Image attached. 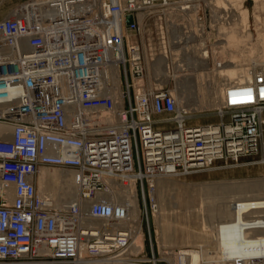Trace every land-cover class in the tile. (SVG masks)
Masks as SVG:
<instances>
[{"label":"built area","instance_id":"1","mask_svg":"<svg viewBox=\"0 0 264 264\" xmlns=\"http://www.w3.org/2000/svg\"><path fill=\"white\" fill-rule=\"evenodd\" d=\"M208 2L98 0L96 9L83 12L68 4L67 14L56 10L39 31H31L22 17L0 21V108L21 116L14 120L0 114V121L12 123L15 129L13 137L0 139V264H179L147 258L143 250L133 253V237L125 227H87L76 210L44 207L35 181L26 178L35 179L40 166L74 168L80 174L84 198H91L111 178L124 184L130 177L142 189L145 180L149 191V180L156 175L188 176L217 159L257 152L264 130V97L229 106L231 120L219 125L216 135L210 131L214 126H187L171 92L137 94L134 85L135 79L147 74L141 48L132 41L140 26L138 14L165 10L169 28L173 25L170 14L178 11L188 25L202 24L206 32H213ZM128 16L133 19L131 25H127ZM122 25L126 31H121ZM18 41H24L28 49L11 56ZM113 65L125 78L129 72L134 92L133 101L126 98L128 111L123 103L120 134L116 128H90L92 120L80 113L112 107L111 97L105 95L104 70ZM260 76L257 83L261 85ZM256 108L260 111L252 112ZM169 114L179 115L177 127L155 129L154 118ZM133 144L140 147L138 169ZM64 146L72 149H66L68 156L62 154ZM212 149L213 159H205L204 153ZM9 181L16 186L13 201L6 198ZM123 211L94 201L86 216L93 221L112 220L111 216L121 220Z\"/></svg>","mask_w":264,"mask_h":264},{"label":"bare ground","instance_id":"2","mask_svg":"<svg viewBox=\"0 0 264 264\" xmlns=\"http://www.w3.org/2000/svg\"><path fill=\"white\" fill-rule=\"evenodd\" d=\"M244 1L245 0H209L208 6L210 7V26L211 29L213 28V32H206V29L202 24L194 25L193 23L192 26L188 25V22L186 21L188 19H186L181 12L176 11L171 13L170 20L173 25L166 28V32L161 28H158V30H162L160 31L161 35L166 33L165 36L168 41L175 40L176 45L172 44L170 48H167L168 51H165L166 49L159 48L160 51L158 55H155V51L151 49L150 55L147 56V60H150V63L145 62L146 57L144 56L147 74L144 79L134 80V85L137 86V94L159 88V86L156 85V80H154V83L152 84L148 79L149 74L152 76L155 74L157 75L158 72L161 71L159 69L162 68L161 74L164 75L163 77L168 78L170 74V66L171 68L175 66L174 63L177 61L178 64L186 70V72L178 75V83H180L179 85L181 87V97L178 98L177 95H175L176 90L171 91V94L177 105V111H179V113L185 110L188 111L191 108L192 99L187 93H189L191 88L199 87L202 84L207 83H203V80L210 77L211 66L209 64V59L212 58V70H214L213 72L217 75V78L216 87L212 88L213 99L209 102L210 108H216L219 110L220 114L224 111L226 113H230L229 106L231 105L250 104L252 101H256L260 99V97H264V84L260 85L257 83L258 75H261L260 78L264 80V53L262 52L264 46V19L261 18V14L264 12V3L262 0H254L255 12H253V15L258 35L256 41L254 43H250L249 39L245 36L249 29L250 21L249 10L245 7ZM77 2L80 3L79 8L77 9H81L82 12L83 10L88 11L93 8L96 9L98 5V0H77ZM74 3L75 2L72 0H29L25 5L15 9L9 16L22 17L29 25L31 31H39L43 28L45 23L53 17L56 10L62 9L65 11V14H67V7H70V4H72L73 8H76ZM122 4H124V2H122ZM190 16L193 20L194 15ZM98 19L99 17H96L93 21ZM144 19L145 18L142 14H138V22L141 27L144 24L143 22H145ZM179 23H184V26H181ZM175 25L176 27H174ZM146 26L148 29L152 27L149 24ZM190 28H192L193 39H191ZM126 30V27H123L122 25L121 31ZM206 38L208 41L209 39L211 40V47L207 45ZM0 39H3L2 35H0ZM192 41L194 45L195 41L197 44V60L201 67L198 73H195L193 69L194 62L191 58L193 52L191 48ZM16 46L17 49L12 52L11 56H16L17 53H21L22 51L28 49L24 41H18ZM167 52H170L169 59H166ZM210 53L212 54L211 57L208 55ZM156 61L161 62L159 64L156 63ZM157 66L159 68H157ZM122 76L120 74V69L117 66H109L104 70L105 94L109 83V86H111L110 95L112 107L110 109L96 112H90L91 110L89 109L81 111L80 109V113L84 114V116L86 115L85 117L92 120L91 125L96 123L101 125H113L114 123L121 122L118 118L117 111V109H120L121 107L117 106L118 103L116 102V99L119 87L121 86ZM196 77H198L199 83H197ZM12 90L16 91V89ZM5 101L6 100H4V102ZM259 111V108L252 110L254 113H258ZM0 114L14 120H20L21 117L18 113L14 111L10 112L9 110H5L3 108H0ZM217 127L218 126H214L213 128H210V131H215L214 133L217 135L219 133ZM229 128L230 127H226L225 129ZM14 130V125L0 124V139H10L13 137ZM117 133L120 134L121 129H118ZM66 149L72 151L71 148L64 146L62 149V154L64 156H68ZM204 155L207 160L213 159V149L205 152ZM167 168L168 170L171 169V167ZM205 169L206 168L196 171L195 173L202 172ZM164 176H167V179L168 177H176L172 174L163 173L156 175L149 180V195L152 198V213L156 224L155 234L157 237V245L159 246L161 244V216L174 214V212L162 213L159 208L157 199L158 195H156L157 189L154 185L159 178ZM26 179L28 182L36 180L35 184H32L35 185V188L37 187V195L44 207L62 212L76 210L78 211V216H80V222L87 227H96V229H98V227H125L131 232L133 237V253L142 251L141 244L137 240V237L141 234L140 229L138 230V220L140 217L139 199L137 187L133 179H130V177H127L124 184L116 178L109 179L106 181L105 188L103 190H97L94 197L91 198H84V193L82 192V188L80 186V174L75 169H60L54 166H41L39 168L37 179H31L30 176H27ZM253 180H248V182H244L243 180L239 182H228L226 180V182L214 184L213 181L201 182L205 198L202 202V206L199 208L200 213H202V230H210L213 235V229H217L219 231V236H225L226 239H224L226 241H241L245 240L244 238H250L252 234L263 233L264 189L258 182H254ZM8 183L9 185L6 187V198L8 201H13L16 186L15 184L12 185V181H9ZM223 199H225L226 204L220 205V201ZM94 201L121 207L124 210V219L118 220L115 216H111L112 220L101 219L100 221H93L91 218L88 219L86 214L89 213L91 204ZM185 211L187 212V209L181 210L182 213ZM217 236L218 235H214V237H216L214 239L217 240L219 237ZM177 250L180 251L178 255L176 253ZM160 252L161 255L165 256L173 263L231 264L227 258L225 259L228 254V250L221 252V256H215L206 249L198 250L175 248L161 250ZM253 255L256 256V260L264 261V236L261 239V243L257 251L254 252L252 256Z\"/></svg>","mask_w":264,"mask_h":264},{"label":"rangeland","instance_id":"3","mask_svg":"<svg viewBox=\"0 0 264 264\" xmlns=\"http://www.w3.org/2000/svg\"><path fill=\"white\" fill-rule=\"evenodd\" d=\"M29 0H0V21L11 18L9 15L18 7L25 5ZM74 1V5L79 8L80 3L77 0ZM264 3V0H262ZM245 7L249 10V29L246 33V37L249 39L250 43H254L257 39L258 32L256 30L255 22H254V0H245ZM167 11L157 9L151 13H148L144 16L145 22H143V26L141 25L137 27L134 35L132 34V41L137 42L141 48V52L143 57H146L145 62L150 63V60H147V56L150 55V50L153 49L155 51V55L159 54L160 49L170 48L172 44H175V40H169L166 38L165 34L161 35L158 28L164 29L166 32L167 28ZM130 17V16H128ZM127 17V18H128ZM203 18V14L200 15ZM126 18V22H127ZM261 18L264 19V12L261 14ZM132 19V17H131ZM133 22V19H132ZM127 23V25H131ZM149 24L152 26L148 29L146 26ZM208 29V26H207ZM153 31V32H152ZM163 31V32H164ZM191 31V39H193L192 28ZM206 31V30H205ZM207 35V34H206ZM165 36V37H164ZM190 36V35H189ZM162 37V39H161ZM207 37V36H206ZM174 38V37H172ZM196 38V34H195ZM207 39V38H206ZM208 40V39H207ZM197 41V40H196ZM195 41V45L192 41V60L194 62V71L198 73L201 69L197 60V44ZM176 45V44H175ZM207 45L211 47L210 41H207ZM196 46V48H195ZM162 49V50H163ZM196 50V53H195ZM264 53V46L263 51ZM170 52H167L166 59H169ZM211 54V53H210ZM212 56V54L210 55ZM212 59V58H211ZM209 59V64L211 66V74L210 77L203 80V83L199 87L191 88L189 93V97L192 99L191 108L187 111H181L180 114L184 116L185 124L187 126L192 127H202L209 128L213 126L223 125L226 126L228 122L231 120V114L226 113L225 111L220 114L219 110L216 108L213 109L209 107V102L213 99V87L216 86V78L217 75L213 72V60ZM161 61H156V63L160 64ZM175 66L171 68L170 66V74L168 78L163 77L161 74L162 68L159 69L161 71L156 75L149 74L148 79L151 83H154L156 80V85L159 88H155L156 90H165V91H175V95L178 98L181 97L180 91V83L178 75L180 73L186 72L183 67L178 64L177 61L174 63ZM157 68H159L157 66ZM121 72V70H120ZM123 73V72H122ZM122 73L121 76H122ZM214 73V74H213ZM124 75V73H123ZM215 75V76H214ZM125 77H121V86L119 87L116 102L118 108V118L120 119V113L122 111L123 103L125 102V109L128 111L129 104L126 101L127 96L130 97L131 101L134 99V92L130 88V75L129 72H126ZM145 77V76H144ZM197 78V83L198 77ZM167 79V80H166ZM219 79V78H218ZM217 79V80H218ZM210 82H209V81ZM129 83V84H128ZM120 84V83H119ZM110 84L108 83L107 92L105 95H110ZM205 85V86H204ZM208 85V86H207ZM212 86V87H211ZM209 87V88H208ZM206 88V89H205ZM109 89V91H108ZM208 89V90H207ZM179 90V91H177ZM123 91V95H122ZM194 97V98H193ZM118 100V101H117ZM122 100V101H121ZM127 102V103H126ZM196 106V107H195ZM196 110V111H195ZM179 116V115H177ZM177 116L176 114H169L164 116H156L155 119V129L157 130H170L177 127ZM85 117V116H84ZM176 117V118H175ZM175 118V119H174ZM164 120V122H160ZM167 120V121H165ZM161 123V124H160ZM2 125H13L12 123H5L0 121ZM117 124V125H116ZM121 122L114 123L113 125H101L94 124L89 126L90 128H97L107 130L110 128H116V131L120 129ZM112 126V127H111ZM102 130V131H103ZM106 132V131H105ZM263 135L258 140V150L257 152L242 155L237 158L232 156L224 157L215 160L208 168L203 170L202 172L194 173L188 176L181 177H171L167 179V176L159 178L157 182H155L154 186L157 189L156 195L158 199V204L160 211L162 213L174 212V214H166L162 215L160 219V232H161V244L157 245V237H156V224L154 222L153 213H152V198L149 195V191L147 189V182L143 180V189L139 186L138 183L137 193L139 199V209H140V217L138 220V230L140 229V236L137 237L138 242L141 244V250H143V256L147 258H151L154 256L155 258L169 261L168 258L161 255V250H169V249H198V250H208L213 255L221 256V252H225L228 250V254L223 257L231 263V264H260L264 263L263 260H256V256H252L254 252L257 251L261 239L264 236L263 233H255L252 234L250 238H244L245 240H234V241H226L225 236H219V231L217 229L210 230H202V213H200L199 208L202 206V202L205 200L203 195V187L201 186V182L213 181L214 183L226 182H239L244 181L248 182V180H253L254 182H258L260 186L264 189V130ZM137 141L138 144L140 142L139 135L137 133ZM140 147L137 148L133 144V156L135 160V169H138L137 159H141ZM139 151V152H138ZM138 152V153H137ZM49 167H53L47 165ZM41 167V166H40ZM39 167V168H40ZM60 168V167H56ZM60 169H74V168H60ZM208 169V171H207ZM213 169V170H212ZM39 173V169L36 173L35 179H37V175ZM165 178V179H164ZM161 180V181H160ZM247 180V181H246ZM261 180V181H260ZM36 181V180H35ZM134 181V180H133ZM211 183V182H210ZM37 186V183H36ZM37 188V187H36ZM37 191V190H36ZM93 194V193H92ZM230 196V195H229ZM152 204V205H151ZM225 199L220 201V205H225ZM187 209V212H181V210ZM137 228V227H136ZM135 230V229H134ZM214 235H218V239H214ZM262 235V236H261ZM213 236V237H212ZM225 238V239H224ZM256 238V240H255ZM156 241V242H155ZM257 244V245H255ZM204 248V249H203ZM178 251V250H177ZM215 252V253H214ZM219 252V253H218ZM159 264H164L163 262Z\"/></svg>","mask_w":264,"mask_h":264},{"label":"water","instance_id":"4","mask_svg":"<svg viewBox=\"0 0 264 264\" xmlns=\"http://www.w3.org/2000/svg\"><path fill=\"white\" fill-rule=\"evenodd\" d=\"M131 22H132L131 17H128V18H127V23L130 24Z\"/></svg>","mask_w":264,"mask_h":264}]
</instances>
